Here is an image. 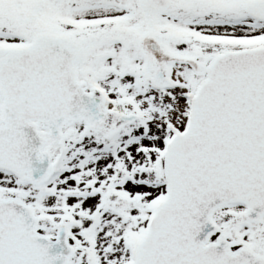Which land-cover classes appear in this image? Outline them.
I'll list each match as a JSON object with an SVG mask.
<instances>
[{
  "label": "snow or ice",
  "instance_id": "obj_1",
  "mask_svg": "<svg viewBox=\"0 0 264 264\" xmlns=\"http://www.w3.org/2000/svg\"><path fill=\"white\" fill-rule=\"evenodd\" d=\"M0 264H264V0H0Z\"/></svg>",
  "mask_w": 264,
  "mask_h": 264
}]
</instances>
